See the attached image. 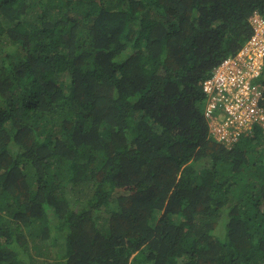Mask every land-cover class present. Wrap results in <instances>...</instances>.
<instances>
[{"label":"trees","instance_id":"obj_1","mask_svg":"<svg viewBox=\"0 0 264 264\" xmlns=\"http://www.w3.org/2000/svg\"><path fill=\"white\" fill-rule=\"evenodd\" d=\"M254 11L0 0V264H264V146L210 137L202 90Z\"/></svg>","mask_w":264,"mask_h":264},{"label":"built area","instance_id":"obj_2","mask_svg":"<svg viewBox=\"0 0 264 264\" xmlns=\"http://www.w3.org/2000/svg\"><path fill=\"white\" fill-rule=\"evenodd\" d=\"M253 24L255 33L248 47L225 58L205 82V91L211 95L208 110L224 109L226 125L245 126L255 121L264 124L261 94L254 83L264 64V18L255 15Z\"/></svg>","mask_w":264,"mask_h":264},{"label":"clouds","instance_id":"obj_3","mask_svg":"<svg viewBox=\"0 0 264 264\" xmlns=\"http://www.w3.org/2000/svg\"><path fill=\"white\" fill-rule=\"evenodd\" d=\"M255 15H259L262 18H264V15L258 13L257 11H254V13L251 15V17L249 18V21H250V24H251L252 29H253V34L250 36V38L255 33V28H254V24H253V17ZM249 39H248V41H249ZM248 41L238 52H236L232 55H235L239 52L244 51L249 45ZM232 55H230V56H232ZM208 78H206L203 81L202 90H203L204 94H206V98H207L206 102L204 104V117H205L207 125H208L209 136L214 138L217 142L224 144L225 147H226V144L223 142V140L229 141L232 144L230 146V148L232 146H234L236 143H238L244 139H251L250 141H251L252 145H254L253 141H255V140H259V144L264 145V124L263 123L255 121V122H251L249 124H246L245 126L239 125L238 123L226 125L225 122H226L227 113L224 111V109L219 107L218 109H214V111L208 110V105H209L210 99H211V95L205 91V82L208 80ZM256 84L259 87L261 98H262L263 91H264V82H261L259 80V82H257ZM259 105L264 110V107H263V105L260 104V101H259ZM209 116H211L212 118L215 119L216 123L214 126L209 125V121H208ZM218 135H221L223 138L218 139ZM255 147H257V146H255ZM170 194H171V191L169 192V195Z\"/></svg>","mask_w":264,"mask_h":264},{"label":"rangeland","instance_id":"obj_4","mask_svg":"<svg viewBox=\"0 0 264 264\" xmlns=\"http://www.w3.org/2000/svg\"><path fill=\"white\" fill-rule=\"evenodd\" d=\"M209 125L210 126H214L215 125V123H216V121H215V119L214 118H212L211 116H209ZM221 138H223L221 135H218V139H221ZM223 142L226 144V147H228V148H230V146L232 145L229 141H227V140H223ZM257 147H259L260 148V144L259 143H257V145H256ZM264 146V145H263ZM256 147V148H257ZM80 208L81 209H83L81 206H80ZM219 229H220V227H218Z\"/></svg>","mask_w":264,"mask_h":264}]
</instances>
